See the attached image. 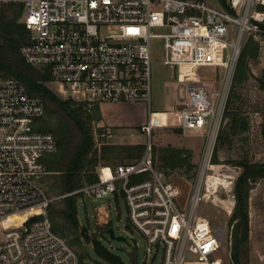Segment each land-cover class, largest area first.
I'll return each instance as SVG.
<instances>
[{"label":"built area","instance_id":"1","mask_svg":"<svg viewBox=\"0 0 264 264\" xmlns=\"http://www.w3.org/2000/svg\"><path fill=\"white\" fill-rule=\"evenodd\" d=\"M7 2L23 4V58L47 66L61 92L97 103L143 99L148 105L141 155L99 166L94 182L66 195H121L128 224L146 239L147 254L160 253L159 264H234L226 228L212 225L199 208L231 192L240 171L212 156L244 43L264 34V0H224L225 7L219 0H0ZM157 37L163 64L177 81L178 106L164 111L163 122L150 100V42ZM44 112L17 78L0 76V264H82L52 231V199L39 183L46 173L42 157L56 149L54 135L35 128ZM162 126L203 137L185 205L179 187L155 163L151 134ZM35 209L40 218L9 220Z\"/></svg>","mask_w":264,"mask_h":264},{"label":"trees","instance_id":"2","mask_svg":"<svg viewBox=\"0 0 264 264\" xmlns=\"http://www.w3.org/2000/svg\"><path fill=\"white\" fill-rule=\"evenodd\" d=\"M219 3L225 7L224 0H219ZM260 8L264 11V5ZM22 12L23 4L20 2L0 3V76L17 78L29 96L39 98L43 102L44 116L36 121L35 128L51 132L55 137V151L42 157L46 173L39 180L40 185L47 188L49 196L65 195L48 204L47 213L51 229L66 239L82 264H87L84 243L90 244L95 256L107 264H126L98 238L99 234H106L110 224H100L96 228L97 233L88 234L77 219L76 201L79 195L66 194L97 179L94 168L98 161L108 163L115 160L122 161L125 158H137L142 153L143 144L102 143L99 147L96 146L94 125L102 119L98 103L89 100L75 101L58 96L47 86V82L52 81L48 67L34 66L25 61L20 51L22 44L27 42V31L23 23L19 21ZM261 26L264 27V23ZM261 37L264 39V34ZM258 48V41L249 35L236 65L223 115V118L229 119L228 127L232 132L239 130L241 121L245 120L239 110L231 108L235 99L238 98L235 87L247 79L250 70L249 62L257 57ZM259 84L264 88V73L259 79ZM221 132H218L216 141H221ZM260 134L264 140V115ZM215 148L212 156L214 162L217 161ZM155 151L154 148L155 163L163 171L180 167L188 170L193 166L188 162L189 152H187L188 155L183 156L184 150L180 148H161L158 154ZM237 163L241 171L232 188L234 206L229 221L233 224L239 222V233L237 237H233L230 232V251L234 264H250L248 198L254 184L264 178V158L259 161L245 158ZM26 215V223L41 217L37 209L28 211ZM128 256L129 262L135 264L136 255ZM153 259L154 256L150 263Z\"/></svg>","mask_w":264,"mask_h":264},{"label":"rangeland","instance_id":"3","mask_svg":"<svg viewBox=\"0 0 264 264\" xmlns=\"http://www.w3.org/2000/svg\"><path fill=\"white\" fill-rule=\"evenodd\" d=\"M22 15L19 19L21 21ZM259 44L258 55L249 62V73L247 79L235 87L238 98L235 99L231 108L240 111L244 116V128L232 132L228 127L229 119L223 118L219 131H222L221 141L215 142L216 163H224L231 166L241 167L237 163L243 159L259 161L264 158V140L260 134L261 123L264 115V88L259 84V79L264 73V39L261 36L254 37ZM151 48V109L155 111H170L178 106L177 81L174 73L168 65L163 64V41L162 38H152ZM207 79L215 78V75H205ZM58 96L71 98L75 101L85 100L82 97L71 96L59 90V85L53 81L47 82ZM181 97L182 90L179 87ZM101 109L106 113L107 118L120 127L106 125L100 121L94 125V138L96 146L102 143L107 144H143L146 136L140 130L148 116V105L146 100H122L102 104ZM100 128V130H99ZM109 129L110 134L103 132ZM218 131V132H219ZM218 134V133H217ZM152 148L158 154L161 148H180L184 150L183 156L188 155L191 169L184 167L173 170H164L165 176L176 184L180 191V200L185 205L191 190V180L194 168L201 157L203 137L193 135L187 131L183 132L176 127H157L151 134ZM186 151V152H185ZM132 159L125 158L122 161L115 160L108 163L98 161L94 171L99 166H114L117 163L128 162ZM239 171V173H240ZM238 173V175H239ZM84 184L83 186H85ZM42 186V185H41ZM45 193L47 188L42 186ZM48 194V193H47ZM231 192L221 191L218 193V200H207L201 203L199 214L206 216L212 225H223L226 228V239L233 227L229 221L234 198ZM76 201L77 219L80 225L87 230L88 234L97 233V226L109 223L115 236H122L124 240L110 238L106 233L99 234L98 238L113 253L120 256L126 264L129 262V254H135V264H159L160 253L154 255L146 253V239L134 227L128 224V212L124 198L121 195H106L101 198H93L89 195L78 194ZM52 200L58 199L59 195L49 196ZM227 199V200H226ZM232 201V204H231ZM64 239V238H63ZM66 241V239H64ZM248 247L249 263L264 264V178L257 181L249 192L248 198ZM84 250L87 252L85 263L107 264L95 256L91 245L84 243ZM73 249V248H72ZM74 250V249H73ZM75 252V250H74ZM76 253V252H75ZM225 257V251H221ZM154 259L151 262V258ZM193 259L188 257V260Z\"/></svg>","mask_w":264,"mask_h":264},{"label":"water","instance_id":"4","mask_svg":"<svg viewBox=\"0 0 264 264\" xmlns=\"http://www.w3.org/2000/svg\"><path fill=\"white\" fill-rule=\"evenodd\" d=\"M240 126L241 128H244L245 126L244 121H241ZM106 233L109 235L110 238L117 239V240H124V237L122 236H115L114 231L111 227H108L106 229ZM238 233H239V222H235L231 230V236L237 237Z\"/></svg>","mask_w":264,"mask_h":264},{"label":"crops","instance_id":"5","mask_svg":"<svg viewBox=\"0 0 264 264\" xmlns=\"http://www.w3.org/2000/svg\"><path fill=\"white\" fill-rule=\"evenodd\" d=\"M102 104H109V102H101V103H98V106H99V110H100V114H101V121L102 123H105L106 125H113V126H116V127H120L119 124L117 123H114V122H111L107 116H106V113L103 111V109H101V105ZM155 111V110H154ZM159 112V111H158ZM164 112V111H163ZM143 124V123H142ZM162 127H168V126H162Z\"/></svg>","mask_w":264,"mask_h":264},{"label":"bare ground","instance_id":"6","mask_svg":"<svg viewBox=\"0 0 264 264\" xmlns=\"http://www.w3.org/2000/svg\"><path fill=\"white\" fill-rule=\"evenodd\" d=\"M158 118L162 119V122H163V119H165V116L167 114H165L163 111H159L158 113L155 114ZM227 200V199H226ZM231 204H232V201H231ZM26 214H16V215H13V216H10L9 217V220H12V221H15V222H19L22 218H24Z\"/></svg>","mask_w":264,"mask_h":264}]
</instances>
